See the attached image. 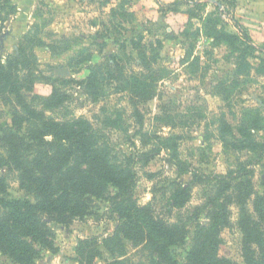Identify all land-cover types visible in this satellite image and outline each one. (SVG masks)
I'll return each instance as SVG.
<instances>
[{"label":"rangeland","instance_id":"374dc122","mask_svg":"<svg viewBox=\"0 0 264 264\" xmlns=\"http://www.w3.org/2000/svg\"><path fill=\"white\" fill-rule=\"evenodd\" d=\"M197 1L205 4L197 6ZM238 6L239 0H0V63L11 69L15 85L35 84L31 90L20 89L28 106L58 122L84 117L115 154L134 155L137 201L152 203L160 217L187 224V240L176 248L181 262L199 222L208 223L205 204L211 186L196 184L189 172L180 176L169 154L175 149L180 160L206 179L249 165L255 158L248 149L232 150L229 143L237 138L264 142V46H256L250 32L233 22ZM208 15L212 21L206 20ZM218 31L235 34L240 41L217 38ZM20 49L24 53L18 56ZM149 63L156 78L150 76L145 83L158 94L140 103L137 113L131 101L135 91L147 86L135 85L133 78L147 76ZM122 75L131 85L121 82ZM53 88L68 98L61 103L48 100ZM20 101L16 95H0V158L7 156L5 130L13 126L16 113L29 116ZM164 112L189 125L160 121ZM140 116L143 131L153 135L148 146L136 134ZM27 127L23 122L25 134ZM161 137L173 148L161 152ZM154 145L160 149L155 158H138ZM0 176L10 198L35 200L22 187L18 169L2 167ZM263 177L264 158L255 165L257 189H262ZM177 178L192 188L183 209L170 205L169 183ZM111 202L98 199L93 213L70 225L45 216L54 235L53 248H40L35 264H83L79 242L91 236L103 241L116 226ZM233 212L236 222L237 208ZM221 235V254L242 264L238 227L233 224ZM100 248L103 255L94 264H111L114 256L104 245ZM116 249L127 264L154 260L155 245L148 242L124 240ZM0 264L17 263L0 251Z\"/></svg>","mask_w":264,"mask_h":264},{"label":"trees","instance_id":"16d2710c","mask_svg":"<svg viewBox=\"0 0 264 264\" xmlns=\"http://www.w3.org/2000/svg\"><path fill=\"white\" fill-rule=\"evenodd\" d=\"M161 5V3H159ZM197 6L205 4L195 2ZM178 5V2H174ZM164 6V5H163ZM233 22L241 27L235 17ZM206 20L212 21L208 15ZM243 34L246 35V33ZM240 41V37L225 31H218L217 38ZM24 53L20 49L19 55ZM116 63V61H115ZM147 76L133 78L135 85L147 87L135 91L131 103L136 107L157 96L152 85L145 83L154 74L151 63L147 65ZM11 69L0 63V95H16L22 98V118L16 113L13 126L5 130L7 137V156L0 158V168L11 167L20 171V181L35 200L30 198H10L6 180L0 176V251L17 264H35L40 248H53V232L48 216L59 223L70 225L74 220L85 219L93 213L94 203L98 199H109L117 221L114 230L103 241L97 236L87 237L79 242L77 253L83 264H94L102 257L104 245L114 256L111 264H127L120 260L123 254L116 247L124 240L140 244L148 242L155 245L152 264H241L221 254L224 242L222 232L235 224L242 235V264H264V177L262 189H257L253 182L255 165L264 158V142L237 138L229 143L232 150L248 149L255 153L249 165L243 164L238 169H230L226 174H215L212 178H203L192 165H186L177 157L175 149L169 154L171 161L180 170V176L190 173L196 184H210L207 195L208 223L201 225L195 233L185 261L181 262L176 248L185 244L188 233L185 224H177L158 216L152 203L140 204L135 198L134 186L136 172L133 167L134 155H117L109 141L97 133L84 117L64 122L55 121L28 106L22 86L31 90L35 84L15 85L11 79ZM155 75V74H154ZM144 76L145 78H141ZM151 78H156L151 76ZM121 82L131 85L125 75ZM8 84V85H7ZM32 84V85H31ZM10 86L7 89V86ZM67 95L53 88L48 100L63 102ZM139 115V114H138ZM174 127L188 126L184 120L175 121L167 112L158 116ZM28 122L27 133L23 132V122ZM169 122V123H168ZM139 129L143 146H148L153 136L143 131L144 119L140 116ZM163 148L172 149L165 138L161 137ZM154 145L142 151L138 158L149 162L159 154ZM162 154V153H161ZM180 178V177H179ZM169 183L172 209H183L192 198V188L180 179ZM208 178V179H207ZM114 188L116 192L110 191ZM108 193L107 197H104ZM237 208V220L233 221V208ZM118 241V243L116 242ZM40 246V247H39ZM124 252V251H122Z\"/></svg>","mask_w":264,"mask_h":264},{"label":"crops","instance_id":"0c3cea01","mask_svg":"<svg viewBox=\"0 0 264 264\" xmlns=\"http://www.w3.org/2000/svg\"><path fill=\"white\" fill-rule=\"evenodd\" d=\"M256 46H264V0H239L236 17Z\"/></svg>","mask_w":264,"mask_h":264}]
</instances>
